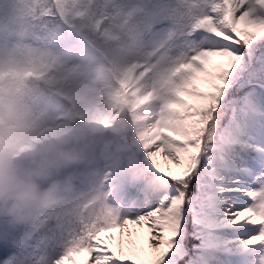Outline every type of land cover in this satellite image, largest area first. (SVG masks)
Segmentation results:
<instances>
[{
	"label": "snow or ice",
	"instance_id": "6c2138e0",
	"mask_svg": "<svg viewBox=\"0 0 264 264\" xmlns=\"http://www.w3.org/2000/svg\"><path fill=\"white\" fill-rule=\"evenodd\" d=\"M185 3L131 210L60 251L4 244L0 264H264V0Z\"/></svg>",
	"mask_w": 264,
	"mask_h": 264
},
{
	"label": "rangeland",
	"instance_id": "374dc122",
	"mask_svg": "<svg viewBox=\"0 0 264 264\" xmlns=\"http://www.w3.org/2000/svg\"><path fill=\"white\" fill-rule=\"evenodd\" d=\"M0 1L1 6L5 0ZM58 1L51 30L16 34L0 28V77L12 75L9 84L21 87L32 74L43 78L44 90L53 87L59 96L67 94L72 81L85 76L78 98L61 100L48 109L64 122L57 131L62 141L59 155L14 165L11 145H17L35 121L26 119L20 125L8 124L9 130L0 129V246L44 241L49 251H60L67 241L86 240L113 215L127 214L137 199L127 189L148 167L144 138L165 111L160 98L141 118L140 132L127 137L113 130L128 100L135 105L145 102L152 89L167 80L181 35L168 21L184 17L175 12L182 0H103L104 21L95 18L99 1ZM112 5L120 8L114 12ZM132 18L136 23L127 30L129 42L113 59H105L103 53L104 60L94 63L91 45L103 46L118 38L115 33ZM129 83L134 86L127 91ZM18 108L12 107V112ZM7 115L0 103V125ZM104 127L110 132L97 138L82 136L83 129L97 134ZM68 140L75 144L69 146ZM89 208L91 216L86 214ZM81 259L75 257L74 264Z\"/></svg>",
	"mask_w": 264,
	"mask_h": 264
},
{
	"label": "trees",
	"instance_id": "16d2710c",
	"mask_svg": "<svg viewBox=\"0 0 264 264\" xmlns=\"http://www.w3.org/2000/svg\"><path fill=\"white\" fill-rule=\"evenodd\" d=\"M87 1V0H85ZM92 1V0H91ZM101 2V8L95 18H102V6L103 0H96ZM126 3V0H122ZM93 2V1H92ZM1 3V1H0ZM58 0H5L0 6V28L2 30L9 29L12 33L21 34L25 31L36 32L42 29L51 30L50 22L51 16H55L58 10ZM175 12L182 13L183 18H175L169 20V23L173 28L182 32L188 24V7L185 0L179 1L176 5ZM120 7L113 5L111 10L116 12ZM177 9V10H176ZM90 11V8H89ZM136 19L132 18V21L127 24L122 31L116 32L119 35L118 38H110L103 46L92 45L94 52V59L96 62L102 61L103 53L108 56L105 59H113L118 51H121L129 40L126 39L128 35V29L135 26ZM138 34V32H136ZM104 60V59H103ZM12 75H3L0 77V102L6 112L8 113V119L2 125L1 130H9L11 126L8 124H19L25 122V120L35 121L33 127L27 130L25 135H21L14 144L11 145L12 149L11 158L15 162H21L22 164H28L34 162L36 158H49L59 154L57 147L62 144L61 138L57 135L58 130H62L64 125L63 120L55 119L49 115L46 107L51 106L55 102L61 100L70 101V99L78 98L81 91L79 88L83 85L84 77L79 76L78 79L72 81L67 87V94L62 93L57 96L53 93L54 88H47L44 90V81L42 77L29 74L21 87H17L14 84H9ZM133 83H129L127 91L132 90ZM145 102L135 105L133 102H127V109L122 113L121 119H118L114 124L113 130L127 137H131L134 134L140 132L141 118L147 114L150 107L158 99H162L164 103L168 100V78L161 83L160 86L153 88ZM49 92V94H46ZM19 107L17 113L12 112V107ZM29 110L26 112V110ZM25 112V113H23ZM23 113V114H22ZM27 113V114H26ZM25 116L27 118H25ZM102 133L94 134L90 129H83L82 136H95L96 138L100 134H106L110 131L104 127L101 130ZM8 137L1 136V139H8ZM74 142L68 140L67 144L71 145ZM44 154V157L42 156ZM92 209L89 208L86 212L87 215H93ZM74 241H67L64 246H69Z\"/></svg>",
	"mask_w": 264,
	"mask_h": 264
}]
</instances>
